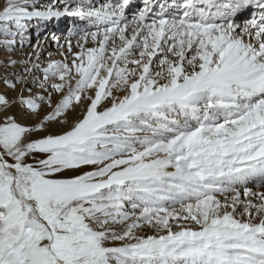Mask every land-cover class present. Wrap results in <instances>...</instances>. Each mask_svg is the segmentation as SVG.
I'll use <instances>...</instances> for the list:
<instances>
[{
  "label": "snow or ice",
  "instance_id": "snow-or-ice-1",
  "mask_svg": "<svg viewBox=\"0 0 264 264\" xmlns=\"http://www.w3.org/2000/svg\"><path fill=\"white\" fill-rule=\"evenodd\" d=\"M131 3L0 0V264H264V0Z\"/></svg>",
  "mask_w": 264,
  "mask_h": 264
},
{
  "label": "bare ground",
  "instance_id": "bare-ground-1",
  "mask_svg": "<svg viewBox=\"0 0 264 264\" xmlns=\"http://www.w3.org/2000/svg\"><path fill=\"white\" fill-rule=\"evenodd\" d=\"M90 2L92 3V4H94V5H98L99 6V4H101V3H103V0H90ZM136 3H142V0H132V3H131V5L129 6V8H128V10H127V13H128V15H129V17L132 15V13H133V11L132 10H134V7L136 6L135 4ZM142 7H143V5H142ZM71 21H73L75 24H82L83 26H84V22L83 21H80L79 20V18L78 17H68ZM34 20H36V19H34ZM55 21H56V23H55ZM62 21H64L63 19H62V17H60V18H52L51 20H48V21H41L42 23H43V25H41V27H43L44 26V24H49V25H53L54 26V28H53V30H56V32L55 33H47L46 35L45 34H41L42 36H44V37H47V41H46V43H45V48H46V52H45V58H47V52H51L53 55H55L57 58H58V50L56 49L57 48V45H56V43H55V41H53L51 38H50V36L51 35H55L57 38L60 36V31H61V28H63V26H64V24H62V26L61 25H59ZM28 23V27H30L31 26V24H32V21H29V22H27ZM57 24V25H56ZM82 26V27H83ZM38 29V28H37ZM36 29V30H37ZM47 29H49V27L47 26ZM30 31H32V30H28V34H30ZM46 33V32H45ZM36 32H35V34L33 33H31L30 35H31V37H32V39H34L35 40V38H36ZM64 41L65 40H63V39H61L60 40V42L61 43H64ZM30 50V49H29ZM28 51V50H27Z\"/></svg>",
  "mask_w": 264,
  "mask_h": 264
},
{
  "label": "rangeland",
  "instance_id": "rangeland-1",
  "mask_svg": "<svg viewBox=\"0 0 264 264\" xmlns=\"http://www.w3.org/2000/svg\"><path fill=\"white\" fill-rule=\"evenodd\" d=\"M103 2H105V0H103ZM142 5H143V3H137L136 4V6L134 7V10H132L133 11V13H135V12H137L140 8H142ZM98 6V5H97ZM132 13V14H133ZM131 17V16H130ZM62 19L64 20V21H62L59 25H61L62 26V24H64V26H63V28H61V31L59 32L60 33V36L58 37L59 38V40H61V39H63V40H65L68 36H69V34H70V32L72 31V30H74L75 28H77V27H82L83 25L82 24H75L73 21H71L67 16H65V17H62ZM43 22V21H42ZM40 20H32V24H31V26L30 27H28V30H32V31H30V34L32 33H34L35 34V32L37 33L38 31H40L41 32V34H47V33H55L56 32V30H53V28H54V26L53 25H49V24H44V26L43 27H41V25H43V23H42ZM55 23H56V21H55ZM57 25V24H56ZM47 26L49 27V29H47ZM38 28V29H37ZM37 29V30H36ZM94 30V29H93ZM46 32V33H45ZM52 37H53V35H51L50 36V38L52 39ZM33 40V42L35 41L34 39H32ZM53 40V39H52ZM57 50H58V48H56ZM27 50H29V48H28V46L27 45H25L24 47H22V48H20V50L18 51V53H17V55L18 56H23L24 55V53L27 51ZM55 56V55H54ZM46 59V58H45Z\"/></svg>",
  "mask_w": 264,
  "mask_h": 264
}]
</instances>
